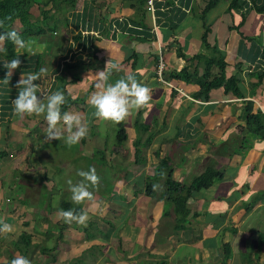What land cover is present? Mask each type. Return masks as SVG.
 I'll return each instance as SVG.
<instances>
[{
	"label": "crops",
	"instance_id": "0c3cea01",
	"mask_svg": "<svg viewBox=\"0 0 264 264\" xmlns=\"http://www.w3.org/2000/svg\"><path fill=\"white\" fill-rule=\"evenodd\" d=\"M211 1L165 0L151 7L149 0H34L31 13L44 32L17 50L21 64L9 83L3 63L10 60L0 52V220L13 229L0 233V264L18 254L31 264H264V13L254 8L262 0H240V11L229 10L232 0H217L204 22ZM204 23L210 48L225 57L222 75L239 78L243 97L222 87L209 99H195L199 85L171 78L184 68L204 74L196 58L212 56L202 41ZM110 61L120 68L110 69L109 82L132 76L151 89L152 99L120 124L102 125L88 100L96 91L95 74ZM41 68L47 76L35 83L63 92L66 111L82 113L88 129L67 162L55 152L68 150L64 140H45L44 115L23 121L13 115L21 75ZM220 71L215 67L213 74ZM258 111L261 126L254 129H263L251 132L248 115ZM102 126L123 127L127 137L120 142L117 135L111 147ZM228 133L240 142V154L226 147ZM53 153L61 170L49 164ZM165 157L178 182L209 167L222 173L209 189L192 192L180 229L174 211L164 212V184H158L157 198L145 194L148 177ZM95 160L98 170L113 171L122 200L100 198L93 208L73 204L69 190L62 197L68 185L62 181L79 171L78 163L92 168ZM55 181L61 190L55 191ZM65 202L88 213L85 225L58 217Z\"/></svg>",
	"mask_w": 264,
	"mask_h": 264
},
{
	"label": "clouds",
	"instance_id": "9594fccd",
	"mask_svg": "<svg viewBox=\"0 0 264 264\" xmlns=\"http://www.w3.org/2000/svg\"><path fill=\"white\" fill-rule=\"evenodd\" d=\"M2 27H4V24L0 21V28ZM7 42H11L18 51L27 47L26 42L14 29L0 32V52L4 51V45ZM3 64L7 70V78L3 81L9 83V78L11 80L14 71L20 67L21 61L19 58H15ZM119 68V64L110 61L106 66V70L95 74L97 80L96 91L91 94L88 103L94 109L95 118L102 125L105 123L120 124L134 111L148 107L152 99L151 89L140 84L132 76L122 77L114 83L109 82L110 69L119 71ZM46 76L47 70L45 68H41L35 74L25 75L24 73L21 75L16 85L19 89L18 96L12 101L13 115L21 121L25 117L44 115L47 123L44 130L45 140L51 142L63 139L64 143L71 148L87 134L88 129L84 123L83 114L73 111L62 113V106L67 102L64 93L59 90L55 92L47 91L43 86L35 83L38 80L44 82L43 78ZM60 125H63V128ZM77 174L82 178L78 183L73 184L71 180L68 181L71 201L75 205L89 203L94 208L96 206L94 195L90 189H98L99 187L100 178L96 173V169L92 167L88 171L81 170ZM152 187L153 191H157L160 186L154 184ZM57 215L68 225L75 222L83 226L89 219L86 211L77 213L75 209L60 210ZM12 230L11 225L0 220V233H11ZM9 264H31V261L18 254Z\"/></svg>",
	"mask_w": 264,
	"mask_h": 264
},
{
	"label": "trees",
	"instance_id": "16d2710c",
	"mask_svg": "<svg viewBox=\"0 0 264 264\" xmlns=\"http://www.w3.org/2000/svg\"><path fill=\"white\" fill-rule=\"evenodd\" d=\"M216 1L217 0L211 1L205 6L202 16V20L204 22L206 20V15L208 14V12L215 8ZM33 3L34 0H0V21H2L4 24V27L0 28V32L10 31L14 29L20 34L23 40L31 35L41 34L42 32H44L43 27L37 26L35 22L36 20L31 13V7ZM259 3L254 4V8L259 13H264V0ZM244 6V3L242 4L240 0H232V3L229 6V10L240 11L242 8H244ZM204 27L205 33L202 36L203 45L205 46V48L210 50L209 52L212 55L210 57H205L204 54L200 53L196 56L200 63H204L205 65L204 74L200 76L197 69L194 71V73H189L188 68H184L180 72L170 73L171 78L180 79L188 83H195L199 85L200 90L194 94L195 99H209V92H211L213 89H219L222 87L224 88L226 93L231 92L237 97H243V93L239 87V78L237 76H234L227 79L224 75H222L223 68L227 65V63L225 62V57L223 53L218 49V47L214 46V48H210L211 46L207 41L210 27L205 23ZM4 56L10 61L15 58L21 59V57H19V55L17 54V49L11 42H7L4 45ZM215 67L221 70L220 76L213 74V69ZM75 103H72V105H74ZM249 106L250 108H253L252 105L249 104ZM68 107L70 106H63L62 113L65 112ZM247 126L251 132H258L259 130L263 129V127L254 129L255 127L261 126L260 111H258L257 113L253 112L248 115ZM123 129V127H120L119 129L118 141L120 142H122L127 137ZM140 140L141 139H138L136 143V153L138 157H140ZM147 141L148 143H151L152 138H148ZM173 174L174 169L171 158H163L156 165L154 174L149 179H147L145 194L148 197L157 198L156 194L158 190L153 191L152 186L154 184L158 185L160 182H162L166 189L163 200L174 204L173 211L177 216L176 229H180L184 227L183 224H185V221L190 214L188 201L192 197V192L209 189L215 183V181L222 178V173L212 167H209L201 175L196 177L190 184L176 181L173 177ZM64 205L65 210L75 209L77 213L83 211L82 207H74L67 202H65Z\"/></svg>",
	"mask_w": 264,
	"mask_h": 264
},
{
	"label": "rangeland",
	"instance_id": "374dc122",
	"mask_svg": "<svg viewBox=\"0 0 264 264\" xmlns=\"http://www.w3.org/2000/svg\"><path fill=\"white\" fill-rule=\"evenodd\" d=\"M119 129H120L119 127H109V126H102L101 129H100L101 130L100 131L101 134L104 135V136L106 135L105 136V140H106V142L111 147H113V146H115L117 144L116 141H117V135L119 134ZM232 135L233 134H230V133L227 134L225 140H227L229 138L230 139H229V141H227V143H229V144H227L226 147L227 148H230V147L233 146V149H234L235 153L236 154H240V149H241L240 146H239L240 145V142L235 141L234 139H232L231 138ZM140 139H142V137H140ZM162 151L164 152L165 149L163 148ZM55 152L57 153V155L59 157H61L63 160H65L67 162L68 158L70 157L69 152H72V150L70 148H68V150H67V149L61 147L59 149H56ZM103 153L104 152H101L99 154V158L97 157V159H98V161L100 163H103V160H102V157H104V155H102ZM52 157L55 160L52 159V158L51 159L50 158H47L46 161H48L50 159L51 161L49 162V164L50 165H55L56 164V158H55L56 155L53 153L52 154ZM179 159H180V157H179ZM71 160H69V161H71ZM80 163H78L79 164V167H80L79 171H81V170L83 171L85 168L88 169V170L91 168V165L88 164V163H85V161L84 162L80 161ZM95 163H96V165H94L95 166L94 168L96 169V173H97V175L100 178V183H99L98 189H90V191H92L93 192V195H94V202L95 203L98 202L100 198H104V199H107V200L108 199L111 200V198H114L113 200H115V197H116V200H117V198H119L120 200H122L123 197L122 198L120 197L121 192L119 191V189H117L114 186L115 185V182L117 181L116 184L118 185L119 184V181L114 179L113 171L109 170L108 168H106V169L100 168V170H98V168H97V161L96 160H95ZM100 163H98V165H100ZM115 166H117L115 168L119 169L120 167L123 166V164H117V165L115 164ZM118 166H120V167H118ZM56 167L59 168V170H61L60 169V166L58 165V163L55 166H53V168H56ZM77 173L71 174L70 177H67L68 178L67 180H64L62 182H65V183L68 184V181L71 180L73 182V184L78 183L82 178L78 176V180H77L76 179V175H78ZM115 175H118V174H115ZM195 175L196 174L192 175L190 179H186L183 182H185V183H191L193 181V179L195 178ZM150 177L151 176H149L148 179ZM54 185H56L55 191L61 190L62 187L60 186V184L57 183V181L54 182ZM117 187L119 188V186H117ZM66 190H69V185H67L66 189L63 190L64 192L61 194L62 197L65 195V191ZM119 193H120V195H119ZM64 198H66L67 200H69V196L68 195H66ZM162 201H164L163 202L164 203L163 204L164 205V209H165L164 212L167 211V212H171L172 213V211L174 210V204H172V203H170V202H168L166 200H162ZM86 204L87 203H85L83 205H86ZM127 218H128V216L126 217V215H124L123 216V219L120 220V223L123 222V221L125 222ZM167 223H169V222H167ZM95 231H96V233H99L98 229L95 230Z\"/></svg>",
	"mask_w": 264,
	"mask_h": 264
},
{
	"label": "built area",
	"instance_id": "2783aa9c",
	"mask_svg": "<svg viewBox=\"0 0 264 264\" xmlns=\"http://www.w3.org/2000/svg\"><path fill=\"white\" fill-rule=\"evenodd\" d=\"M155 1H165V0H149V5L151 7H153V4L155 3ZM164 68H165V64L163 63V61H161L160 64H159L160 79H161L162 82L166 83L161 77V73H162Z\"/></svg>",
	"mask_w": 264,
	"mask_h": 264
}]
</instances>
